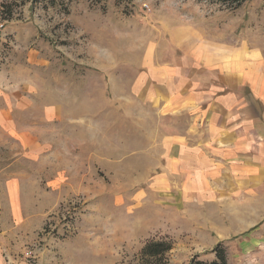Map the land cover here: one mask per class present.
I'll use <instances>...</instances> for the list:
<instances>
[{"label":"rangeland","instance_id":"obj_1","mask_svg":"<svg viewBox=\"0 0 264 264\" xmlns=\"http://www.w3.org/2000/svg\"><path fill=\"white\" fill-rule=\"evenodd\" d=\"M1 1L13 11L0 61L24 65L31 50L14 73L33 77L35 92L0 120V264H139L142 246L160 239L172 245L166 264L209 261L218 243L228 264H264V218L241 230V217L217 227L188 201L177 208L163 156L191 111L167 115L145 81L133 87L150 50L184 62L179 27L200 45L264 57V0L234 10L226 0ZM56 101L64 118L44 120Z\"/></svg>","mask_w":264,"mask_h":264},{"label":"crops","instance_id":"obj_2","mask_svg":"<svg viewBox=\"0 0 264 264\" xmlns=\"http://www.w3.org/2000/svg\"><path fill=\"white\" fill-rule=\"evenodd\" d=\"M0 23L3 40L10 29L6 21ZM171 34L178 48L189 46L184 62L149 49L140 66L143 76L133 87L145 81L152 104L156 100L167 115L191 111L187 128L166 141L163 156L167 183L172 179L179 189L177 208L184 210L188 201L200 209L205 224L220 227L225 217L236 216L242 220L239 229H251L264 218V57L243 45H200L192 28H175ZM29 55L31 50L24 65L10 58L0 61V120L12 119L14 109L29 103L35 92L29 89L33 77L14 73L24 72ZM35 60L36 66L45 61ZM56 102L44 120L64 118Z\"/></svg>","mask_w":264,"mask_h":264},{"label":"trees","instance_id":"obj_3","mask_svg":"<svg viewBox=\"0 0 264 264\" xmlns=\"http://www.w3.org/2000/svg\"><path fill=\"white\" fill-rule=\"evenodd\" d=\"M245 0H226L224 3L225 8L234 10L238 8ZM13 7L11 4L0 2V18L2 21L8 20L12 17ZM172 249L169 241L164 239L147 241L139 252V264H166V254ZM214 257L209 261H203L193 256L187 264H228L226 252L220 243L216 244L213 248Z\"/></svg>","mask_w":264,"mask_h":264},{"label":"built area","instance_id":"obj_4","mask_svg":"<svg viewBox=\"0 0 264 264\" xmlns=\"http://www.w3.org/2000/svg\"><path fill=\"white\" fill-rule=\"evenodd\" d=\"M2 29H3V23H0V33L2 32ZM31 252L28 251V254H30Z\"/></svg>","mask_w":264,"mask_h":264}]
</instances>
